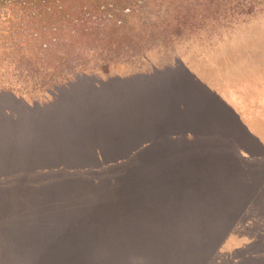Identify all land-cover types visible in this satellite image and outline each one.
Instances as JSON below:
<instances>
[{
  "label": "rangeland",
  "instance_id": "374dc122",
  "mask_svg": "<svg viewBox=\"0 0 264 264\" xmlns=\"http://www.w3.org/2000/svg\"><path fill=\"white\" fill-rule=\"evenodd\" d=\"M129 1L0 0V264H264V0Z\"/></svg>",
  "mask_w": 264,
  "mask_h": 264
},
{
  "label": "trees",
  "instance_id": "16d2710c",
  "mask_svg": "<svg viewBox=\"0 0 264 264\" xmlns=\"http://www.w3.org/2000/svg\"><path fill=\"white\" fill-rule=\"evenodd\" d=\"M24 1V0H23ZM131 1V0H130ZM129 1V2H130ZM136 2H138V1H136ZM11 4H15V3H11ZM24 5H27V4H24ZM27 7H25V9H26ZM43 17V15L42 14H39L38 16H35V19H39V18H42ZM164 24V25H163ZM163 24H161V25H163V27L164 28H168L169 29V27H170V24H167V25H165V23H163ZM75 28H79V27H75ZM80 30H82L81 28L80 29H78V30H76L75 29V31H74V33H75V35H78L79 33H80ZM100 52H98V50L94 53V55H95V57H100ZM69 61V60H68ZM68 61H63V62H56V65H55V68H57V70H58V72H57V70L54 72V73H52V74H50V75H48V76H46V78H45V80L49 77V76H52V78H54L55 80H57L56 82H54V83H52L51 85H55V87H56V89L55 90H60V91H62L63 89H65V90H67V89H69L71 86H73V84H75L76 83V81H78L79 80V78L80 79H82V77L84 76V75H86V74H84V71H85V69L87 68V61H85V59H78V61L74 64V67H73V71H72V73L74 72H78L77 74H73L72 75V77L70 78V77H68V76H66V75H63V76H58L59 74L61 75V74H65V71H67V72H69V69L71 68H69V69H67V66H65V65H67L68 63ZM95 66H98L97 64L95 65ZM59 67V68H58ZM56 75H57V77H56ZM54 79H52V80H54ZM74 80V81H73ZM49 82H51V79H50V81ZM52 87H54V86H52ZM64 90V91H65Z\"/></svg>",
  "mask_w": 264,
  "mask_h": 264
}]
</instances>
